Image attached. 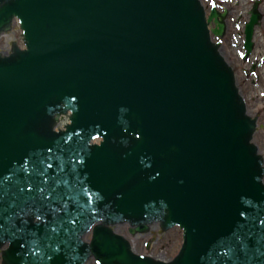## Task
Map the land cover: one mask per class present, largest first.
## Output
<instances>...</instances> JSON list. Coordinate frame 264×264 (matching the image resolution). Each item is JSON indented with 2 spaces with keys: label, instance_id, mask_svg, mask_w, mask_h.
<instances>
[{
  "label": "water",
  "instance_id": "95a60500",
  "mask_svg": "<svg viewBox=\"0 0 264 264\" xmlns=\"http://www.w3.org/2000/svg\"><path fill=\"white\" fill-rule=\"evenodd\" d=\"M13 19L25 49L0 55L2 264H264L255 124L197 0H0V34ZM122 223L177 226L179 253L133 254L110 229Z\"/></svg>",
  "mask_w": 264,
  "mask_h": 264
},
{
  "label": "flooded vegetation",
  "instance_id": "af4514ba",
  "mask_svg": "<svg viewBox=\"0 0 264 264\" xmlns=\"http://www.w3.org/2000/svg\"><path fill=\"white\" fill-rule=\"evenodd\" d=\"M200 3L211 39L234 73L248 114L256 119L254 139L261 149L264 146V0H200Z\"/></svg>",
  "mask_w": 264,
  "mask_h": 264
},
{
  "label": "rangeland",
  "instance_id": "374dc122",
  "mask_svg": "<svg viewBox=\"0 0 264 264\" xmlns=\"http://www.w3.org/2000/svg\"><path fill=\"white\" fill-rule=\"evenodd\" d=\"M21 34L18 24L14 22V26L12 31L3 39H0V48L5 47L7 44H10V41H15L19 46H22ZM257 137H261L257 134ZM255 138V137H254ZM254 143L256 140L254 139ZM260 154L264 157V146L263 148L259 149ZM155 229L150 233L148 236H144L138 241L134 240V247L136 252L140 254H151L157 255L158 253L163 254L167 258H172L177 252L181 245V231L178 228H174L166 233H160L159 228L154 227ZM117 230V229H116ZM118 231H121V234L124 236L126 235L127 228L122 227L119 228ZM149 243V249L145 250L144 245Z\"/></svg>",
  "mask_w": 264,
  "mask_h": 264
},
{
  "label": "snow or ice",
  "instance_id": "6c2138e0",
  "mask_svg": "<svg viewBox=\"0 0 264 264\" xmlns=\"http://www.w3.org/2000/svg\"><path fill=\"white\" fill-rule=\"evenodd\" d=\"M40 164H43L44 162L43 161H40L39 162ZM37 173H39V169H36ZM29 191L31 189H28ZM6 195L5 191H4V188H3V180H0V228L3 227V220H4V215H3V212H2V206H3V202H4V196ZM45 199H47V197H45ZM35 219L37 221H39L41 219V217L39 215H37L35 217ZM237 240H239V238L237 237ZM21 248H24V245L21 244L20 245ZM241 250L243 251V246L241 247ZM261 256H264V252L260 253ZM51 259V258H50ZM230 259V257H229ZM259 259V258H257ZM232 264H236L235 261L232 262Z\"/></svg>",
  "mask_w": 264,
  "mask_h": 264
},
{
  "label": "bare ground",
  "instance_id": "6f19581e",
  "mask_svg": "<svg viewBox=\"0 0 264 264\" xmlns=\"http://www.w3.org/2000/svg\"><path fill=\"white\" fill-rule=\"evenodd\" d=\"M150 231V228H148V231L147 232H145V233H148ZM143 234V233H142Z\"/></svg>",
  "mask_w": 264,
  "mask_h": 264
}]
</instances>
